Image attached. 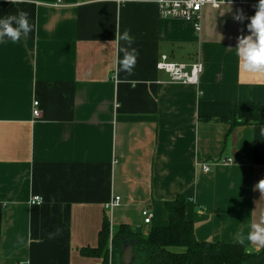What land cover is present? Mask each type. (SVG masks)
<instances>
[{"label": "crops", "instance_id": "1", "mask_svg": "<svg viewBox=\"0 0 264 264\" xmlns=\"http://www.w3.org/2000/svg\"><path fill=\"white\" fill-rule=\"evenodd\" d=\"M257 4L205 7L196 31L156 0H0V17L24 11L33 26L0 43V264H103L90 251L106 217L111 256L117 227L167 225L180 194L197 239L262 249L247 237L264 226V76L235 49ZM162 55L200 60V83L172 81Z\"/></svg>", "mask_w": 264, "mask_h": 264}, {"label": "trees", "instance_id": "2", "mask_svg": "<svg viewBox=\"0 0 264 264\" xmlns=\"http://www.w3.org/2000/svg\"><path fill=\"white\" fill-rule=\"evenodd\" d=\"M260 106L256 105V109ZM246 122H251V119ZM187 200V196L180 194L165 201L169 223L165 226L152 225L147 235L137 234L126 224L117 227L113 234L111 257L108 250L110 219L106 217L100 247L90 253L101 256L103 264H123V242L137 237L132 264H264V246L259 251H249L237 243L197 239L195 224L186 216Z\"/></svg>", "mask_w": 264, "mask_h": 264}, {"label": "clouds", "instance_id": "3", "mask_svg": "<svg viewBox=\"0 0 264 264\" xmlns=\"http://www.w3.org/2000/svg\"><path fill=\"white\" fill-rule=\"evenodd\" d=\"M11 2H15V0H11ZM256 8L255 15L250 18V24L247 26L250 34L240 37L235 49L240 66L244 71L264 76V0H258ZM32 31L33 26L29 22L27 12L19 11L16 15L0 17V43H3L5 38L16 43L22 36L27 37ZM117 38L127 45L121 49L124 52V59L121 61L122 68L131 71L135 64L136 51L135 49L129 51V49L134 43V37L129 30H125ZM261 135H264V128L261 129ZM256 187L260 191H264V180H261ZM253 229L254 231L249 234L247 239L264 245V226L255 224Z\"/></svg>", "mask_w": 264, "mask_h": 264}, {"label": "built area", "instance_id": "4", "mask_svg": "<svg viewBox=\"0 0 264 264\" xmlns=\"http://www.w3.org/2000/svg\"><path fill=\"white\" fill-rule=\"evenodd\" d=\"M65 0H55L58 6L63 5ZM159 13L165 19H181L193 23L196 31L202 29V14L205 7L219 8L224 5H243L245 0H156ZM157 68L166 71L172 81L182 82L185 84H199L203 72V64L200 60L192 63L170 61L167 55H162L157 63ZM33 114L38 118L41 115L40 102L34 100ZM204 171H209V167L202 165ZM44 202L43 197L33 196L30 203L41 205ZM121 197L116 196L113 201L107 204V209H112L119 205ZM144 223L150 224L153 214L149 210H144ZM113 249V248H112ZM112 256V251H111ZM110 256V257H111ZM111 262V260H110Z\"/></svg>", "mask_w": 264, "mask_h": 264}, {"label": "water", "instance_id": "5", "mask_svg": "<svg viewBox=\"0 0 264 264\" xmlns=\"http://www.w3.org/2000/svg\"><path fill=\"white\" fill-rule=\"evenodd\" d=\"M137 234H142V227L136 229ZM138 244V238L134 237L128 241L123 242L121 252L123 264H132L135 258V247Z\"/></svg>", "mask_w": 264, "mask_h": 264}]
</instances>
